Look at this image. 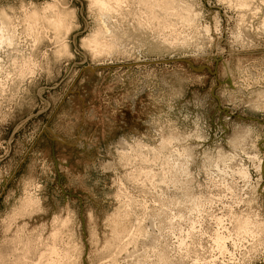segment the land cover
Instances as JSON below:
<instances>
[{"label":"rangeland","instance_id":"rangeland-1","mask_svg":"<svg viewBox=\"0 0 264 264\" xmlns=\"http://www.w3.org/2000/svg\"><path fill=\"white\" fill-rule=\"evenodd\" d=\"M53 1L62 30L29 21ZM186 1L195 26L161 30L185 44L154 28L159 45L133 34L126 54L94 56L87 0H0L20 49H0V264H46L52 242L70 264H264V0L243 21L228 0ZM11 52L32 73L18 76ZM247 217L258 233L243 234Z\"/></svg>","mask_w":264,"mask_h":264},{"label":"bare ground","instance_id":"bare-ground-1","mask_svg":"<svg viewBox=\"0 0 264 264\" xmlns=\"http://www.w3.org/2000/svg\"><path fill=\"white\" fill-rule=\"evenodd\" d=\"M195 1V0H194ZM221 1V0H220ZM227 1V0H226ZM88 2V11L92 14H94V22H95V27H93V29L90 31V33L88 34V45L85 43L86 48L89 49L90 48V53L92 52L93 54H95L94 56H96V54H109L112 55L114 52L121 51L120 48L118 47L122 42L121 39L127 37V36H132L133 34L136 35L137 37H141V39L143 38V41L146 39L149 40V44L151 42L154 41L151 37V34L148 32V29H154L159 32L164 31V29H170L171 27L173 28L174 25H176V23H180L184 26L187 27H192L195 26V21L199 15L198 12H196L193 9V5L186 0H87ZM262 2V1H261ZM46 3V2H45ZM252 0H228V4L231 6H234L235 8H237L238 12H239V16L237 20H244V16L249 15L252 16V11H253V7L251 6ZM263 3V2H262ZM222 4V3H221ZM255 6V5H254ZM201 7V6H200ZM31 8V7H30ZM1 10V9H0ZM255 10V9H254ZM29 11V10H28ZM40 11V10H39ZM39 11H37V9L34 7L32 8L31 11H29V15L28 13L25 15H28L27 17L29 18V21L32 20V22L36 23L39 22L40 20H42V22L45 21H49V23H51V25H54V30H56V27L59 28V26L62 25L63 20L65 19H61L62 16L65 14L60 12L61 10H58V7L56 5V1L54 2H47L46 4H44V6L41 7V12L39 13ZM259 11V10H258ZM26 13V12H25ZM47 13H51L50 15H48ZM65 13V11H64ZM62 14V16H61ZM215 14V13H214ZM254 15V14H253ZM63 16V17H64ZM24 17V16H23ZM26 17V18H27ZM235 17V16H234ZM249 17V16H247ZM11 17H9L3 10L0 11V49H3L2 47H7V48H11L14 49L15 52L16 51H20V49H18V46L15 41V36L14 35V29H13V24L10 22ZM32 18V19H30ZM68 18V17H67ZM215 18V17H214ZM236 18V17H235ZM21 19L24 20V18L21 17ZM216 19V18H215ZM13 20V19H12ZM11 20V21H12ZM26 20V19H25ZM28 20V19H27ZM175 20V22L173 21ZM22 21V20H21ZM25 22V21H24ZM28 23V26L31 24V22H26V24ZM48 22H45L44 24H46ZM66 23V20L64 21L63 24ZM239 23V22H238ZM70 24V23H69ZM69 24H65V25H69ZM220 24V23H219ZM237 24V23H236ZM258 24V23H257ZM33 25V23L31 24ZM39 25V24H37ZM50 25V26H51ZM65 25H63V27H65ZM152 25V26H149ZM181 25V26H182ZM261 26H263L262 24H259ZM16 26V25H15ZM27 26V25H25ZM24 26V27H25ZM27 26V27H28ZM36 26V25H35ZM34 25L31 26L35 27ZM49 26V27H50ZM201 26V24H200ZM239 26V25H238ZM23 27V28H24ZM31 27H29V29L32 31ZM40 27V26H39ZM53 27V26H52ZM176 27V26H175ZM183 27V26H182ZM244 27V26H243ZM22 28V29H23ZM42 28V27H41ZM62 28V27H60ZM59 28V29H60ZM68 28V27H67ZM67 28H63V29H67ZM171 28V29H172ZM178 28V27H177ZM204 28V27H201ZM237 28V27H236ZM24 29H28V28H24ZM28 29V30H29ZM36 29V28H35ZM249 29V28H248ZM255 29V28H254ZM17 30V29H16ZM27 30V31H28ZM30 30L28 32H30ZM58 30V29H57ZM56 30V31H57ZM62 30V29H60ZM150 30V31H151ZM182 30V29H181ZM197 30V29H196ZM200 30V29H199ZM205 31L208 32V27H205L204 29ZM264 30V29H263ZM35 31V30H34ZM55 31V32H56ZM59 31V30H58ZM67 31V30H65ZM188 31V30H187ZM193 31V30H192ZM191 31V32H192ZM201 31V30H200ZM37 32V31H36ZM64 32V31H63ZM153 32V31H151ZM159 32H157L159 34ZM170 32V30H169ZM176 32V31H175ZM16 33V32H15ZM32 33V32H30ZM38 33V32H37ZM58 33V32H57ZM60 33V32H59ZM142 34L137 35V34ZM162 34H160L161 37V43H165L166 44H171V43H176L179 42V40H181L180 38H178L176 36V34L172 33H168L165 34L164 32H161ZM206 33V32H205ZM241 33V32H239ZM36 34V33H34ZM43 34V33H42ZM145 34V35H144ZM153 34V33H152ZM156 34V33H155ZM235 34V33H234ZM198 35V34H197ZM236 35V34H235ZM135 36V37H136ZM183 36V35H182ZM190 36V35H189ZM194 36V35H193ZM192 36V37H193ZM199 36V35H198ZM36 37V36H35ZM34 37V38H35ZM42 37V36H41ZM40 37V38H41ZM46 37V36H45ZM58 37V36H57ZM149 37L151 39H149ZM186 37V36H185ZM232 37V36H231ZM16 40H18V37L16 36ZM61 38V37H59ZM128 38V37H127ZM191 38V37H190ZM43 39V38H42ZM45 39V38H44ZM57 39V38H56ZM130 39V38H129ZM136 39V38H135ZM139 39V38H138ZM156 39H160V38H156ZM155 39V42H157ZM184 38H182L181 41H183V43L185 42L183 40ZM187 39V38H186ZM197 39V38H196ZM38 40V39H37ZM36 40V41H37ZM47 40V39H46ZM87 42V39H85ZM133 40V39H132ZM121 41V42H120ZM129 41V40H127ZM138 41V40H136ZM188 41V40H187ZM186 41V42H187ZM132 42V41H130ZM129 42V43H130ZM140 42V41H139ZM159 42V41H158ZM157 42V45H159ZM194 42H196L194 40ZM193 42V43H194ZM59 43V42H58ZM84 43V41H83ZM142 43V42H141ZM147 43V44H148ZM160 43V44H161ZM181 43V42H180ZM182 43V46H183ZM61 44V43H60ZM126 44V41H125ZM134 44H136L134 42ZM156 44V43H155ZM167 44V45H168ZM185 44V43H184ZM196 44V43H195ZM122 45V44H121ZM131 45V44H130ZM144 45V43H143ZM154 45V44H152ZM163 45V44H161ZM165 45V44H164ZM188 45V44H187ZM243 45V43H242ZM23 46V45H22ZM84 46V45H83ZM125 46V45H124ZM176 46V45H175ZM181 46V47H182ZM185 46V45H184ZM203 46V45H202ZM85 47V46H84ZM134 47V46H133ZM139 47V46H138ZM157 47V46H156ZM168 47V46H167ZM173 47V46H172ZM178 47V46H177ZM64 48V47H63ZM119 48V50H118ZM142 48V47H141ZM123 49V47H122ZM168 49V48H167ZM60 50V49H59ZM128 50V49H126ZM147 50V49H146ZM163 50V49H162ZM170 50V49H169ZM172 50V49H171ZM3 51V50H2ZM8 51V50H7ZM13 51V50H12ZM61 51H64L63 49ZM123 51V50H122ZM121 51V52H122ZM125 51V50H124ZM129 51V50H128ZM145 51V50H144ZM150 51V50H149ZM161 51V50H160ZM33 52V51H32ZM59 52V51H57ZM65 52V51H64ZM126 52V51H125ZM122 52V53H125ZM137 52V51H136ZM12 53V52H11ZM60 53V52H59ZM128 53V52H127ZM129 53H131V51H129ZM6 54V53H4ZM12 53V57H13ZM92 54V55H93ZM126 54V53H125ZM124 54V55H125ZM153 54V53H152ZM166 54V53H165ZM9 55V54H8ZM7 55V56H8ZM22 56L19 55H15V57H10L12 58V60H10L11 64L13 66H19L18 67V76L20 77H24V75L26 73L29 72L32 73V66L31 64L33 63V60L31 61L30 57H25L23 56V54H21ZM5 56V55H4ZM3 56V57H4ZM10 56V55H9ZM20 56V57H19ZM99 56V55H98ZM101 56V55H100ZM104 57V56H103ZM20 58V60H19ZM126 58V56H125ZM129 58V57H128ZM17 59L19 61H17ZM33 59V58H32ZM5 61V60H4ZM4 61L0 58V74L5 73V75H9V72L5 71L6 69ZM32 62V63H31ZM10 64V65H11ZM17 64V65H16ZM14 67V68H15ZM34 67V66H33ZM13 69L12 72H15V69ZM11 69V70H12ZM17 70V68H16ZM11 72V71H10ZM13 74V73H12ZM17 74V73H16ZM28 74V75H29ZM17 77V75H16ZM5 78V77H4ZM7 78V77H6ZM20 79V78H19ZM6 80V79H5ZM2 83V81H1ZM3 85V84H2ZM1 86V84H0ZM3 89V88H2ZM259 92V91H258ZM167 142V141H166ZM141 146V145H140ZM139 146V147H140ZM165 146V145H163ZM154 151V150H153ZM126 152V151H125ZM139 152V151H138ZM135 154V153H134ZM155 154V153H154ZM153 156V155H152ZM165 156V155H164ZM153 158V157H152ZM163 158V157H162ZM166 159L168 158L165 157ZM165 159V160H166ZM153 161V160H152ZM163 161V160H161ZM169 162V161H168ZM244 175H246V173H244ZM25 198V197H24ZM127 200V199H126ZM35 200L28 196L26 197V199H24L23 203H22V209L34 206L36 204H34ZM38 202V200H37ZM128 202V201H127ZM36 203V202H35ZM193 203V207L198 205V202L196 201H192ZM34 204V205H32ZM120 204V203H119ZM126 204V203H125ZM123 206V205H122ZM21 209V206H20ZM119 210V209H118ZM24 211V210H23ZM125 212V210H123ZM120 212V211H118ZM22 213V212H21ZM24 213V212H23ZM123 214V213H122ZM122 214L119 213V215L122 216ZM221 218L222 217H215L216 221L218 222V224L221 223ZM233 218H235V215L233 216ZM123 219V217H122ZM240 218H236V221L239 223L240 222ZM125 221V220H124ZM64 222V221H63ZM61 223V222H60ZM59 223V224H60ZM120 223V222H119ZM120 225V224H119ZM62 226V224H61ZM8 228V227H7ZM4 229V228H3ZM242 232L243 234H253L258 233L260 231V224L258 223V221L250 219V218H245L243 220L242 226H241ZM114 230V243L116 245V247L119 250H122L120 248L125 247V245L127 244L126 242H124V237L128 236V230L127 228L124 227V225H120L119 228H115ZM130 234V233H129ZM131 235V234H130ZM112 236V235H111ZM59 237V232L58 231H54V233L52 234V239L53 240H57V238ZM133 237V236H132ZM113 238V237H112ZM131 238V236H130ZM227 236L226 234H224V232L222 231H217L214 235V241L216 243V245L219 247V249L225 253H230V249L228 247V242L226 241ZM112 240V239H111ZM129 240V239H128ZM131 241V240H130ZM16 242V241H14ZM18 242V241H17ZM112 242V241H111ZM107 243V242H106ZM105 243V244H106ZM15 244V243H13ZM113 244V243H112ZM111 245V243L109 244V246ZM114 245V244H113ZM11 246V245H10ZM108 246V245H106ZM67 247V246H66ZM110 248V247H109ZM78 249V248H77ZM105 249V248H104ZM115 249V247H114ZM117 249V250H118ZM5 250V249H4ZM10 250V249H9ZM64 250V248H63ZM70 250V249H69ZM107 250V249H106ZM159 249V252L157 253L156 257L159 260L158 262L162 263V262H168L169 260H171L170 256L168 255L167 252H165V250L162 248ZM13 251V250H12ZM49 253L46 255V264H70V262L67 260V249L66 252H60V250H58V248L55 246V243L52 242V245L50 246V248L48 249ZM104 251V250H103ZM134 251V250H132ZM121 252V251H120ZM15 253V252H14ZM112 253V252H111ZM127 253V252H126ZM44 254V253H43ZM46 254V253H45ZM44 254V255H45ZM96 254V253H95ZM6 256V255H5ZM19 258L15 261L17 262V264H27V262L24 260L25 258L20 257V255H18ZM17 256V257H18ZM43 256V255H40ZM48 256V257H47ZM117 256V255H116ZM1 257V256H0ZM44 257V256H43ZM104 257V256H103ZM108 257V256H107ZM112 257V256H111ZM3 258V257H2ZM113 258V257H112ZM116 258V257H115ZM6 259V258H5ZM44 260V259H43ZM138 260V259H137ZM41 261V260H40ZM45 261V262H46ZM139 261V260H138ZM36 262V261H35ZM34 262V263H35ZM117 262V261H116ZM135 262V261H132ZM171 262V261H170ZM169 262V263H170ZM12 263V262H11ZM14 263V262H13ZM100 263V262H99ZM115 263V262H114ZM29 264V263H28ZM33 264V263H32ZM36 264V263H35ZM39 264V263H38ZM116 264V263H115ZM213 264V263H212Z\"/></svg>","mask_w":264,"mask_h":264}]
</instances>
